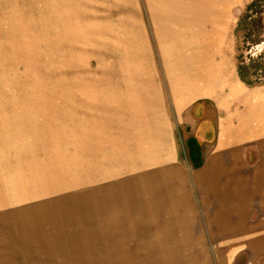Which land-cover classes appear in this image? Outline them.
<instances>
[{
    "label": "rangeland",
    "instance_id": "374dc122",
    "mask_svg": "<svg viewBox=\"0 0 264 264\" xmlns=\"http://www.w3.org/2000/svg\"><path fill=\"white\" fill-rule=\"evenodd\" d=\"M206 4L224 13L205 27L193 26L198 9L176 22L177 6ZM189 43L206 56L187 58ZM228 73L264 84V0H0V210L52 214L70 246L114 253L100 264H160L162 233L189 231L179 222L140 220L142 179L165 194L180 184L168 169L156 178L162 164L192 174L177 105L190 80L205 93ZM261 152V172L243 183L248 215L234 212L238 221L227 225L237 227L227 231L213 221L192 223V235L208 232L207 224L212 231L195 237L197 249L210 245V253L189 255L191 264H264ZM158 154L164 161L155 164ZM192 188L200 212L205 204L208 217L221 213L205 195L209 185L202 196ZM155 210L147 204L146 218ZM239 227L245 238L235 236ZM235 241L234 251L216 252Z\"/></svg>",
    "mask_w": 264,
    "mask_h": 264
},
{
    "label": "crops",
    "instance_id": "0c3cea01",
    "mask_svg": "<svg viewBox=\"0 0 264 264\" xmlns=\"http://www.w3.org/2000/svg\"><path fill=\"white\" fill-rule=\"evenodd\" d=\"M177 7L176 22L179 14H193L192 10L198 9L196 15H200V17L193 16L191 20L194 23L193 26L198 23L199 27L210 24L207 21L212 23L211 16L213 13H224V10H218V7H209V5L198 6V8L186 5ZM187 29L189 28L187 27ZM176 38L178 36H175L174 40ZM194 39L193 35H189L186 40L193 41ZM183 47L186 48L187 58L189 59L206 56L204 50L198 51L196 54L193 53L195 47L192 43L184 44ZM181 51V49L177 51L178 57L181 55ZM184 57L185 55L182 58ZM183 66L185 68L186 65ZM204 68L203 71L206 73L207 66L205 65ZM215 72H221V67H217ZM228 76H226L225 81L222 78L220 86L217 85L216 88L219 89L214 91L212 86L209 89L210 92L206 91L205 93L198 90L195 79L193 80L195 82L190 80L188 84L186 83L188 86L186 92L189 95L182 100V107L179 104L177 105L179 108L177 109L179 126H181V129L186 128L188 133L185 141L194 169L192 174L188 175L183 166H177L178 163L170 168H165L162 164L158 167L156 178L164 177L162 176L164 172L162 170L168 169L164 174L171 172L176 174L180 184L179 189H174L165 194L160 191V183H156L154 188L151 187L148 190L145 186L149 185L143 184L146 178L142 179L144 181H142L140 187L142 211L140 220L179 222L183 223L189 231L181 237H175V233L171 236L169 231L162 233L164 238L166 237L165 239L168 238V240L160 246H155V254L159 256H165L164 254H166L167 256L163 260H157L160 264H191L194 260L189 255L198 252L210 253V245L201 244L200 247L204 248L197 249L198 245L195 237L207 238L211 236L209 234L211 226L207 224L206 229L208 232L204 230L201 235L200 233L192 235L190 231L192 223L213 221L223 225V230L220 226L218 231H227L230 228L237 227L236 225H227V223L238 221L237 218L232 217L234 212L243 211L246 215L249 213L251 202L247 200V188L243 186V183L249 180H245V175L249 176L250 172L253 177L255 172L256 175H259L262 170L260 166L263 167L260 164L261 160H259L263 156L261 155L262 152L257 158H255V152L259 150L264 152V84L248 85L239 78V75L231 78L228 73ZM202 78L203 84L209 79L208 76ZM211 78L212 75L210 80ZM177 83L179 87L182 84L179 81ZM195 94L200 98H197ZM246 143L251 144L245 146ZM194 152L201 157L200 167L194 165L192 156ZM173 153H176L177 156L176 151ZM156 156L157 160L153 163L156 164L159 160L163 163L162 158L164 156L159 154ZM258 164L259 166L256 169ZM194 185L200 190V196L203 195L207 185L210 186L208 188L210 190H207L205 195L213 197L210 200L221 206L220 214H217L216 217H208L209 211L205 204L202 205L200 212L195 190L192 188ZM147 204L154 206L156 210L151 213V217L146 218L145 206ZM167 209H172V213L165 214L163 211ZM54 228H56L55 231ZM59 229L54 226L52 214L10 213L0 210V264H100L102 255L108 257V255L114 254L110 249L109 251H100L99 247H93V252L88 249L74 248L70 246L69 236L58 232L61 231ZM239 229L242 232L235 236L245 238L243 227H239ZM225 234L227 233L225 232ZM233 244L238 245V247L241 245L238 241L231 243L232 246L229 247L223 244V249L216 250V252L230 253L234 251ZM163 247L165 249H162ZM109 260L102 262L110 263Z\"/></svg>",
    "mask_w": 264,
    "mask_h": 264
},
{
    "label": "water",
    "instance_id": "95a60500",
    "mask_svg": "<svg viewBox=\"0 0 264 264\" xmlns=\"http://www.w3.org/2000/svg\"><path fill=\"white\" fill-rule=\"evenodd\" d=\"M192 156H193L194 165H201L200 155H197V153L194 152Z\"/></svg>",
    "mask_w": 264,
    "mask_h": 264
},
{
    "label": "trees",
    "instance_id": "16d2710c",
    "mask_svg": "<svg viewBox=\"0 0 264 264\" xmlns=\"http://www.w3.org/2000/svg\"><path fill=\"white\" fill-rule=\"evenodd\" d=\"M195 167H200V165H195Z\"/></svg>",
    "mask_w": 264,
    "mask_h": 264
}]
</instances>
